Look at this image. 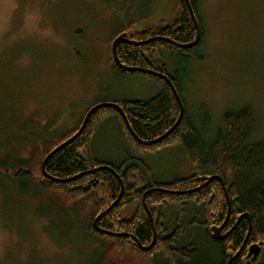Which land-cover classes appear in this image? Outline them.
I'll return each instance as SVG.
<instances>
[{"label": "rangeland", "instance_id": "rangeland-1", "mask_svg": "<svg viewBox=\"0 0 264 264\" xmlns=\"http://www.w3.org/2000/svg\"><path fill=\"white\" fill-rule=\"evenodd\" d=\"M174 2L0 0L2 154L18 156L25 142L27 154L34 146L48 150L60 139L55 135L73 130L96 105L157 96L155 79L114 74L110 42L118 32L169 24L176 16ZM197 2L206 35L202 47L181 58L165 52L161 62L183 81L188 116L207 125L208 135L223 132L228 111L250 107L256 120L251 142H262L264 0ZM123 131L115 119L100 126L92 143L97 160L121 165L128 157H139ZM141 158L153 182L170 183L189 174L176 146ZM52 196L22 195L0 176V264L99 262L96 243L101 238L87 230L89 221L62 209Z\"/></svg>", "mask_w": 264, "mask_h": 264}, {"label": "trees", "instance_id": "trees-1", "mask_svg": "<svg viewBox=\"0 0 264 264\" xmlns=\"http://www.w3.org/2000/svg\"><path fill=\"white\" fill-rule=\"evenodd\" d=\"M190 2L202 35L197 47H179L192 44L197 35L186 3L175 0L176 16L169 26L165 29L158 27L143 35L169 40L170 43L159 40L140 47L121 45L117 49L124 66L152 70L172 80L184 103L185 113L171 136L153 146L146 144L163 137L181 115L180 106L168 83L144 73L122 71L111 58L114 74L142 75L160 84L161 93L148 101L117 103L124 109L134 136L122 115L110 108L97 111L76 142L55 154L46 165V173L50 177L70 180L65 184H55L44 177L43 161L56 147L75 136L86 113L94 107L85 112L73 130L62 136L55 135L60 139L52 143L48 150L41 151L39 146H34L27 154L29 144L25 142L20 145L21 154L14 156L2 154L0 146V176L15 185L20 194L32 193L43 198L47 194L53 195L62 209L89 221L87 230L101 238L96 243L101 252L96 264H228L230 254L234 252L236 255L242 250L233 263L247 264L246 255L250 246L255 244L261 246V254L253 264H264V141L251 142L256 125L253 109L246 107L239 112L228 111L222 119L223 132L218 131L211 137L207 125L204 128L189 118L182 98L183 81L170 75L161 62L165 52L186 57L198 51L205 41L198 2ZM119 33L115 34L110 44ZM108 119H115L121 124L138 158L128 157L121 165L103 163L95 158L92 143L100 126ZM175 146L190 167L187 177L165 184L148 180L150 171L140 157L153 152L158 154ZM101 167L111 168L116 174L108 170L95 171ZM212 177H221L224 181L231 202L229 224L237 225L238 218L243 214L250 217L252 231L246 245L250 221L245 218L232 235L222 241L214 239L215 228L222 227L227 221L229 209L221 182L207 183ZM118 179L124 185L121 202L97 224L101 230L123 236L110 237L98 234L92 224L122 194ZM126 197V204L130 206L124 209L122 201ZM153 227L155 246L145 252L140 246H151L155 237ZM124 235H129L131 239Z\"/></svg>", "mask_w": 264, "mask_h": 264}, {"label": "water", "instance_id": "water-1", "mask_svg": "<svg viewBox=\"0 0 264 264\" xmlns=\"http://www.w3.org/2000/svg\"><path fill=\"white\" fill-rule=\"evenodd\" d=\"M184 2L186 3V6H187V11H188V13L191 15V18H192V20H193V23L195 24V27H196V35H197V37H196V39H195V41L194 42H192V44H189V45H181V46H179L180 48H183V49H192V48H194V47H197V45H199V43H200V41H201V37H202V35L200 34V24H198V21H197V18H196V14L194 13V9H193V5H192V3L190 2V0H184ZM159 40V39H158ZM129 43H131V44H135V43H133L129 38H128V33H125V34H121V35H119V36H117L116 38H115V40H114V42L112 43V48H111V50H112V56H113V61L115 62V64H117V66L122 70V71H125V72H130V73H138V72H140V73H144V74H146V75H151V76H153V77H156V78H161L162 80H164V81H166L167 83H168V85L170 86V88H171V91H173V93H174V96H175V99H176V101L178 102V104H179V106H180V112H181V115H180V117H179V119L177 120V122L175 123V125H174V127L172 128V129H170L168 132H166L164 135H163V137H161V138H159V139H157V140H154V141H152L151 143H146V144H148V145H150V146H153V144H159V143H161V142H163V140H165V139H167L169 136H171V134L174 132V130L181 124L180 122L182 121V119H183V117H184V103H183V101H181V98H180V96H179V94H178V91H176V88H175V86H174V84H173V82H172V80H170L168 77H167V75H164V74H162V73H157V72H155V71H152V70H145V69H141V68H131V67H126V66H124L123 64H122V62H121V60H119V57H118V47L119 46H121V45H126V44H129ZM135 45H137V44H135ZM107 108H110V109H113L114 111H116L117 113H119L120 115H122V117H123V119H124V121H125V124H126V126H128V129H129V131H131L132 132V134H133V136H134V133H133V131H132V127L129 125V123H128V120H127V115H125V112H124V109L122 108V106L120 105V104H116V103H113V102H107V103H103V104H99V105H96V107H94V108H92V109H90L87 113H86V115H85V119H84V121H83V123H82V125H81V129L75 134V136H73L72 138H70L69 140H67V141H65V143H63L62 145H60V146H58V147H56L54 150H53V152H51L49 155H47L46 156V158L44 159V163H43V165H42V173H43V175H44V177L46 178V179H48L50 182H53V183H62V184H65V183H67L68 181H70V180H67V181H65V180H60V179H54V178H52V177H50L47 173H46V165L48 164V161L50 160V159H52L53 157H54V155L55 154H57V153H59L60 151H62L66 146H69V145H71V144H73L74 142H76V140H77V138L78 137H80L84 132H85V130H86V126L88 125V123H89V121L91 120V118L93 117V115L97 112V111H99V110H103V109H107ZM135 138L138 140V138L135 136ZM140 142V141H139ZM145 144V143H144ZM100 170H108V171H111V172H113L114 174H116L115 173V171L114 170H112L111 168L109 169L108 167H101V168H99L98 170H95V171H97V172H99ZM80 177V176H79ZM77 179V178H76ZM76 179H72V181H74V180H76ZM119 181H120V183H121V192H122V194L119 196V198L114 202V204L113 205H111V207L107 210V211H105V212H103V213H101V215L97 218V219H95L94 220V222H93V224H92V226H94V229H95V231L98 233V234H103V235H106V236H110V237H123L122 235H116V234H111V233H109V232H107V231H105V230H101L100 228H99V226H97V224H98V222L101 220V218L102 217H104V216H107L115 207H117L120 203V201H121V199H122V196H123V190H124V185H123V181H121L120 179H118ZM213 181H218V182H221V184H222V187L224 188V193H225V197L227 198V202H228V209H229V212H228V215H227V218H226V220L227 221H229L228 219H229V217H230V214H231V209H230V198L228 197V194H227V191H226V187H225V184H224V181L222 180V178L221 177H212L211 179H209V181L207 182V183H209V182H213ZM144 202V201H143ZM144 204H145V202H144ZM145 207H146V205H145ZM146 211L148 212V210H147V207H146ZM248 219L249 221H250V228H249V230H250V232H249V234L247 235V238H246V242H245V245H246V243H247V240H248V238H249V236H250V234H251V219H250V217L248 216V215H246V214H243L242 216H240L238 219V222H237V225L238 224H240L242 221H243V219ZM227 221L224 223V225L227 223ZM151 223H152V225L154 224L153 222H152V218H151ZM224 225H222V227L221 228H215V233H214V239L215 240H217V241H222V240H224V239H226L227 237H228V235L229 234H227V235H222V228H223V226ZM236 225V226H237ZM153 234H155V230H154V227H153ZM124 236H127V235H124ZM155 242H156V234H155V237H154V240H153V242H152V244H151V246L150 247H146V248H143L142 246H141V249L143 250V251H147V250H151L155 245ZM244 245V246H245ZM261 246L260 245H258V244H255V245H252V246H250V248H249V250H248V252H249V254H248V256H247V260H246V263L247 264H253V262L260 256V254H261V248H260ZM240 251H239V253L235 256V257H237V256H239L240 255ZM233 260V258L231 257L230 258V260H229V262H228V264H231V261Z\"/></svg>", "mask_w": 264, "mask_h": 264}, {"label": "flooded vegetation", "instance_id": "flooded-vegetation-1", "mask_svg": "<svg viewBox=\"0 0 264 264\" xmlns=\"http://www.w3.org/2000/svg\"><path fill=\"white\" fill-rule=\"evenodd\" d=\"M153 9V8H152ZM148 18H151V16H148ZM169 25L167 24V23H165V24H161V25H158V26H154L153 24H149V25H147V27L145 28V29H142V30H138V31H136V32H130L129 34H128V38L133 42V43H135V44H137V45H135V44H131V43H129V44H126V45H128V46H132V47H140V46H143V45H148V43H151V42H157V41H161V40H165V39H159V38H157V37H155V36H143V35H146L147 34V32L148 31H153V30H156V29H158V27H160V28H163V29H165V28H167ZM148 35V34H147ZM140 36V37H139ZM159 39V40H158ZM165 41H167L168 43H170L171 41H169V40H165ZM41 182H43V181H41ZM145 198V197H144ZM143 198V201L145 200ZM127 197L126 198H124L123 199V201H122V203L124 204L123 206H122V208H126V207H128V206H130L129 204L127 205L126 203H127ZM121 202V201H120ZM124 208V209H125ZM131 209H133V208H131ZM131 209H129V210H131ZM132 211V210H131ZM133 217H135V215L133 216ZM132 217V218H133ZM134 219V218H133ZM127 221V220H126ZM230 221V220H229ZM229 221H227V223L223 226V228H222V235H225V234H227L228 232H231L228 236H230V235H232L233 234V232L235 231V229H236V227L238 226H236V224H233V225H230L229 224ZM221 228V227H220ZM128 237H129V235H127ZM130 239H131V237H129ZM136 243H137V245L138 246H140V244L136 241ZM141 247V246H140ZM243 251V250H242ZM241 251V252H242ZM249 254V253H248ZM237 255V254H236ZM235 254H234V252H232V254H230V258L232 257L233 258V260L231 261V264H234L233 262H234V260L238 257H235L236 256ZM241 255V254H240ZM239 255V256H240ZM247 256L248 255H246V260H247ZM245 260V261H246Z\"/></svg>", "mask_w": 264, "mask_h": 264}, {"label": "crops", "instance_id": "crops-1", "mask_svg": "<svg viewBox=\"0 0 264 264\" xmlns=\"http://www.w3.org/2000/svg\"><path fill=\"white\" fill-rule=\"evenodd\" d=\"M157 95H159L161 93V88L159 87V90L157 91ZM152 97L149 98V100L151 99ZM148 101V100H147ZM121 103H124V102H121ZM128 103V102H127Z\"/></svg>", "mask_w": 264, "mask_h": 264}]
</instances>
